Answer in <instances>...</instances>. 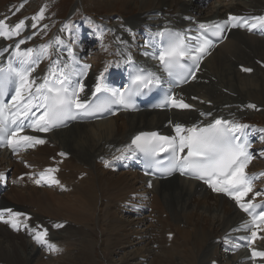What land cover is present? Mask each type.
I'll list each match as a JSON object with an SVG mask.
<instances>
[{
  "label": "bare ground",
  "instance_id": "1",
  "mask_svg": "<svg viewBox=\"0 0 264 264\" xmlns=\"http://www.w3.org/2000/svg\"><path fill=\"white\" fill-rule=\"evenodd\" d=\"M95 1L106 5V9L111 10L109 12L116 9L120 15L112 12L100 24L85 20L93 25L92 31L97 39L99 52L95 51L96 55L88 56L93 62V67H90L89 75L83 82L84 90L90 89L102 72L105 74L109 70L121 69L118 59L126 56L137 58L139 49H142V46H139L140 38L143 36L149 38L156 31L159 32L166 27L163 26L157 30L159 23L165 22L167 26H175L187 31V26L191 25V22L187 23L183 20V16L191 17L197 22H200L197 19L206 21L204 17L190 16L189 9L198 4L196 0ZM192 2L195 5L192 6ZM149 8H154V12L141 13ZM130 9L139 11L140 15L124 21L121 12H127L126 10ZM239 12L249 18L264 16V0H230L227 6L219 7L210 19H222ZM3 20L11 25L10 18L6 17ZM105 24L107 27H103ZM112 28L119 42L118 45L116 42V49L111 44ZM26 29L25 21V27L21 32L26 33ZM64 35L65 31L59 29L52 36L53 38L42 42V45H48L43 56H41L40 46L32 48L35 55L41 56L38 68H43L51 57H55L54 52L57 54L60 52L61 44L74 41L78 47L81 40L78 32L73 34L74 38L70 37L68 40ZM192 35L195 36V34ZM23 44L20 45V49H28ZM0 47L3 46L0 45ZM80 49L79 47V54ZM10 53L3 51L0 54V61L6 62L8 57V62H12L13 57ZM55 63L54 58L52 64ZM106 66L107 71H105ZM155 67L156 65H152L153 69ZM202 68L205 70L203 80L199 83L191 82L193 84H189L186 92L179 97L193 106L189 109H176V113L181 112L185 119H177L179 115L169 116L167 113L122 114L96 124L73 125L69 129L55 133L49 136V144L53 145L51 149L38 144L21 148L15 153L8 147L0 152V184L6 191L4 198L9 200L11 205L21 206L18 210L16 208L13 210L3 205L6 202L5 199L0 200V264H39V256L40 264H91L93 248L99 243H94V239L103 241L102 246H106L103 252L107 264H140L138 259L132 260L135 256H139L140 260L152 257L150 264H209L211 262L224 264L223 261L234 264L241 257L240 253L225 256L221 252L220 245L224 242V237L229 230L242 222L241 209L237 210L227 200L213 196L199 185L177 177L164 182L153 181L152 189L149 188L147 192L144 189L145 180L137 173L116 174L112 172L111 167H102L104 163H97V159L107 154L109 148L123 145L131 136L143 130L152 131L160 128L162 124L167 129L174 130V124L187 125L193 121L207 122L224 118L231 122L248 125L249 127L244 129L243 133H238L241 136L240 142H247L251 136L255 144H260L263 149L262 152L256 153V147L252 148L256 154L255 161L250 167L251 174L257 177L254 179L255 183L259 182L254 188L261 189V195H250L243 199V202L251 200L255 204L264 200V175H261L264 173V158L260 161L261 167L258 165L259 168L256 169L255 166L256 159L258 160L256 155L262 153L264 155V131H261L264 129V116L261 112L262 108L256 104L264 91V40L252 34L244 35L230 31L226 42L211 54L210 58L202 64ZM242 68H250L252 71L245 72L241 70ZM35 72L38 75L44 74L38 70ZM250 104L257 108H249ZM258 110L260 112L257 113ZM202 112L211 113V115L202 116ZM169 118L171 120H168ZM29 129L32 128H26L22 134L29 135ZM7 150L10 154H7ZM50 150L55 153L63 151L70 155L62 167L63 171L68 170L69 174L64 171L67 175L63 173L57 179L45 174L44 167L48 165ZM52 157L55 158L53 155ZM10 171L12 173L8 178ZM255 172H259L260 175ZM41 173L44 174V179L37 184L35 181L40 179ZM82 174L86 176L80 179L79 176ZM53 180L58 183H53ZM136 184L141 185L139 188L142 190L139 193H142L141 196L144 197L142 199L144 207L147 206V200L151 204L152 199L153 210L149 215L151 221L147 222L149 225L139 218L140 214L137 211L126 209L127 202L139 198L138 195L136 198H130L132 195H129L137 193ZM103 203L106 204L102 206ZM117 206H119L118 209ZM1 209L4 210L3 213ZM12 212L20 214L14 218L17 222L16 228L8 222ZM97 212L100 213H98L100 218L95 217ZM162 215L165 219H161ZM126 217L133 218L132 222L125 221ZM99 219L101 222L98 221ZM151 222L154 225H150ZM143 224H145L142 228L144 234L134 235L137 233L134 232V228ZM105 226H107L106 232L101 230ZM45 230H47V247L50 245L49 242L54 240L55 244L57 243L54 245L55 248L57 245L60 248V251L56 253H53L54 250L50 248L52 259L43 256L40 250L35 249L39 246L44 250L46 244H37L33 236ZM154 232L163 233L164 239L155 237ZM231 234L235 236L238 233L233 230ZM68 235H78L79 240L75 253L68 259L69 262L66 257L65 262L62 254L68 246L72 247L71 238L69 239ZM130 236H136L140 239V243L148 242V245H157V248L161 246V253L155 255L146 248L144 252L137 250L130 255L126 253L124 257L120 256L126 249H133L136 245L137 239L133 240ZM168 236L172 241L167 248ZM90 237L93 239L91 240ZM72 244L74 245V241ZM258 245L260 248L257 250H264V239H261ZM114 248H120L121 251ZM73 249L71 248V251ZM53 255H56L57 261ZM130 256L131 259H129ZM43 258L47 261H43ZM256 264H264V258L256 259Z\"/></svg>",
  "mask_w": 264,
  "mask_h": 264
},
{
  "label": "snow or ice",
  "instance_id": "2",
  "mask_svg": "<svg viewBox=\"0 0 264 264\" xmlns=\"http://www.w3.org/2000/svg\"><path fill=\"white\" fill-rule=\"evenodd\" d=\"M43 11L41 9L40 13L33 17V20L42 18ZM224 23L225 25L230 23L232 27H246L248 31H253L257 28L264 29V16L242 18L230 15L228 21ZM24 27V20L18 21L15 25H9L5 20L0 19V37L9 39L19 36ZM32 27L35 28L36 24L33 23ZM205 27L204 24L199 25L200 29ZM215 27L217 30L212 32L211 35L220 37L223 26L215 25ZM157 35H163V33H157ZM194 39L196 40V47L193 49L186 45L177 34L176 39L170 41L160 51L158 57H154L159 60L163 70L170 77L178 78L177 83L186 82V77L189 75L194 78L195 73L190 68L192 66L199 68L200 60L207 54L208 49L213 47L212 40L204 36H198ZM24 42V40H20L12 52V57L18 61L20 67L13 66L11 62L6 67H0V144L6 142L7 147L13 153L21 148L44 143V140L36 136L23 135L22 133L26 127H30L34 131L47 132L54 127L63 125L68 120L80 118L81 113L85 116L103 113L110 110L113 104L122 105L124 108L132 107L131 97L137 94L141 87L148 88L160 81V77L151 72L146 76L137 74L132 81L135 85L134 90H109L102 85L101 78L104 75L102 72L100 77L97 78L95 92L92 95L95 96L102 90L105 92L110 91L111 95L98 103H92L82 99L81 93L84 92L85 86L82 82H72L70 80L73 73L65 71L66 68H69L67 64L64 68L59 69L58 76L54 68L49 69L55 79L49 81L46 76L44 83H37L31 77V73L34 71L33 65L45 54L48 45H41V56L33 57L34 50L32 48L20 49V45ZM4 51L7 52L8 49L5 48ZM69 57L71 58L70 49ZM185 60L190 61L191 65L182 62ZM88 67L87 65L83 67V74L87 73ZM241 70L245 72L252 71L250 68H242ZM105 71H107V66ZM76 74L79 75L80 73ZM77 83L78 86H76ZM9 84H13L15 87L11 99L6 102L4 97L8 95ZM169 104L178 109L193 107L182 99L169 95H166L164 101L157 106L166 107ZM248 107L255 108L256 106L250 104ZM13 109L14 111H12ZM37 112L40 114L37 115ZM201 115H211V113L205 114L202 112ZM248 127L245 124L221 119L214 120L206 127L193 126L185 129L180 124H176L175 132L177 135L175 137L161 136L156 132L140 133L133 138L132 145H135L136 150L148 157H156L162 153L167 154L168 167L164 170L167 174L179 171L183 176L204 181L214 192L223 193L234 199L240 209L252 217L251 225L248 223L242 225L245 229L250 226L253 228L250 237L247 238L248 243L252 244L258 238L264 239V237H258V232H264V228H261V225L264 224V209L257 212L258 206L252 203L251 200L243 202V197L253 191L252 183L257 178L248 176L245 172L252 155L248 151L250 145L246 141L240 142L241 136L238 135ZM261 131H264V129H261ZM60 155L63 156L64 153H60ZM160 164V160H155L156 170H160ZM261 175H264V173ZM43 179L44 174L41 173L40 179L35 182L39 184ZM52 182L58 183L55 180ZM149 187H151V183H149ZM260 195L259 191L255 193V196ZM18 215L20 214L11 213L8 222L11 223L13 228L17 227L14 218ZM57 227H60V225H57ZM46 235L47 230L37 232L33 239L37 244H46ZM48 246L55 250L54 245ZM251 251L253 258H264V251L256 249Z\"/></svg>",
  "mask_w": 264,
  "mask_h": 264
},
{
  "label": "rangeland",
  "instance_id": "3",
  "mask_svg": "<svg viewBox=\"0 0 264 264\" xmlns=\"http://www.w3.org/2000/svg\"><path fill=\"white\" fill-rule=\"evenodd\" d=\"M196 1L198 2V4H196V6L192 7L191 9H189L190 10L189 11L190 16H200V17H204L205 19H207L211 14L215 13L219 9V7L222 8L223 6L225 7V6H227L229 4V3H224V2L219 1V0H209L207 3H204L202 0H196ZM97 4L98 3L95 0H0V16L3 15V14L10 15V14L14 13V12L17 11L19 6L22 5L21 8H23V9L21 11H19V13H17V15H14V16H16L15 22L17 23L18 21L23 20L24 15H25L26 17L30 16L32 24L33 23L36 24V27L33 28L30 21L26 22V25H27L26 33H22L21 32V34L24 35V36H22V38H25L27 40L26 37H27V33L29 32L28 28L30 27V25L32 27L31 31L32 30H34V31L41 30L42 31L41 33H44V32H48L49 33L50 32V35L52 34V36H53L56 32L59 31V29H62V28H67V32L71 31V33H73L78 28L79 25H81L82 28L86 29L84 27V25L82 24L83 20H88L91 23L93 22V24H100V23H102V21H104V18H106L108 16V14H110L112 12H114L113 14L120 15V13H118L119 11H117L116 9L114 11H112V12H109L110 9L107 10L106 9V5H101V4L97 5ZM41 9L44 10L43 11V17L40 18V19L33 20V17H36L37 14L40 13ZM126 11L127 12H123V13L121 12V14L123 15L122 17H123L124 21H129L130 18H133V17H136V16L140 15L139 11H132L131 9L129 11L128 10H126ZM153 12H154V8H149L146 12H141V13L150 14V13H153ZM210 12H212V13L209 14ZM68 15H71V18H69L66 21L64 18H66ZM73 15H75V17H77L74 20H72V16ZM183 17H185V16H183ZM194 18H196V17H194ZM163 20H166V19H163ZM197 20L201 21L199 19H197ZM99 21H101V22H99ZM65 25H67V27H65ZM103 27H107L106 24ZM134 31H139V30H134ZM86 32L88 33V37L89 38H90V35L92 36L90 39L93 42V37H94L93 33L89 29H86ZM65 35H64V37H65ZM52 36L50 38H53ZM110 38H111V44L116 49L117 48L116 46L119 44V42H118V40H117V38H116V36H115V34L113 32V28H112V32L110 33ZM113 39H114L115 42L113 41ZM44 40L45 41L49 40V38H45ZM95 41H96V46H95L94 50L98 53L99 52V50H98L99 48H98V45H97L98 44L97 43V39H95ZM36 42H37V40H35V42H31V45L34 46L35 44H38ZM40 42H42V41H40ZM116 42H117V45H116ZM42 44L43 43H41L39 46H41ZM23 45H24L25 48L26 47L27 48H35V47H28L27 46V41H25ZM39 46H36V47H39ZM96 52H94V53H96ZM92 56H94V55H92ZM262 92H263V94L261 96H259V101H256L254 98H252V99L256 101V104H258L261 108H263L261 112H262V114L264 116V91H262ZM251 110H249V111H251ZM258 112H260V110H258L257 113ZM177 115L183 116V114H181V112H180V114H177ZM36 145H38V144H36ZM260 148L261 147H259V149ZM50 151H51V153H50L51 157H52V155L54 156L56 154L55 152H53V150H50ZM259 155L260 154L256 155V158L258 157V160H259L258 161L256 159V165H255L256 169L261 167L262 162H260V161H262V159L264 158L263 153L260 155V157H259ZM258 165H259V167H258ZM64 171L62 172V174L63 173H64V175L65 174L67 175V173L69 174L68 170L65 171L67 173H65ZM121 173H123V172H121ZM255 173L260 175L259 172H255ZM116 174H118V173H116ZM140 186H137V184L135 185V188H136L138 193L140 192V190H142L141 188H139ZM137 187H138V189H137ZM134 194H136V193L129 194V195H134ZM2 199H5L4 195L2 196ZM8 203H9V200H6V202H4L3 205L6 206L7 208H13L14 207L17 210L19 209V207H21V206L11 205L10 203L9 204ZM131 203L133 205H137L138 204L137 202H131ZM105 204L103 203L102 206H104ZM118 205L121 206L122 204H118ZM152 205L153 204L151 202L150 207L148 208V212H147L146 215H143V216L139 217L140 219L144 220L145 224H147V222L151 221V220H149V215L151 213V210H153V208H151ZM118 208H119V206H117V209ZM129 208L127 207L126 209H129ZM98 213L99 212L96 213L97 215L95 214V217L100 218V216H98ZM160 217H161V219H165L164 215H162ZM126 218H125V221L129 220V221L132 222L133 218L132 219L129 218V217L127 219ZM150 218L152 219V216H150ZM98 221L101 222L100 219ZM145 224L135 227L134 228V232H137V233H135L134 235H136V234H138V235L144 234V230L142 228L145 227ZM147 225H149V224H147ZM150 225H154V224L152 223ZM106 228H107V226L102 227L101 230L106 232L107 231ZM140 230H142V231L138 232ZM73 236L72 235H68L69 239L71 238V240H70L71 243H70V241H69V243L72 245V247L71 246L70 247L73 249V246H75V244H76V246L74 247V249L72 251H71V248L69 246L65 249V251L63 252L64 255L62 254V256L64 257V261L65 262L73 256V253H75V250L78 248L77 247L78 246L77 241L79 240V236L78 235H75L74 237ZM85 236H87V235H85ZM154 236L159 238V239H161V240L164 239V235L161 232H158V234H156L154 232ZM68 237H66V238H68ZM165 237H167V236H165ZM87 238L89 239L88 236H87ZM90 238H91V240L93 239L92 237H90ZM131 238L133 240L137 239L136 236H132ZM72 239L74 241V245L72 244V242H73ZM139 240L140 239L136 240V243H135L136 245L134 244L135 246L133 247V249L132 248L126 249L124 252H122L120 254V256H123L126 253H128V255H130L131 253H133V252H135L137 250H141V252H144V250L146 248L150 249L153 254L155 253V255L156 254L158 255V254L161 253V251H162L161 246H159V248H157V245H148V242H145L148 245V246H146V244L140 243ZM171 241H172L171 237L168 236V240H167L168 244L166 246L167 248L169 247ZM96 242H99L101 245L99 243H97L96 246L93 248V251H92L93 252V261H92L91 264H107L106 263V259H104V252H103L106 246L105 247L102 246L103 245V241L100 242L98 239H94V243H96ZM49 244L50 245H54L55 241L52 240L51 242H49ZM35 249L37 251L40 250V253L43 256L51 257L50 247H47V244H46V246L44 248V250H46V251L42 250L41 248H35ZM114 249H117V248H114ZM58 251H60V248L57 245L55 250L53 251V253H56ZM117 251H121V249L118 248ZM117 254H118V252H117ZM53 257H54L55 261H57L56 260L57 259L56 255H53ZM131 258L132 257L130 256L129 259H131ZM39 259H40V256H39ZM39 259H38V261H39V264H40V260ZM50 259H52V257ZM135 259H138V262L140 264H150V262H152L151 260H153L152 257H150L148 259L144 258V259L140 260L139 256H137V257L135 256L134 259L132 258L133 261H137ZM116 260H117V258H116ZM43 261H47L46 258H43ZM68 262H69V260H68Z\"/></svg>",
  "mask_w": 264,
  "mask_h": 264
}]
</instances>
